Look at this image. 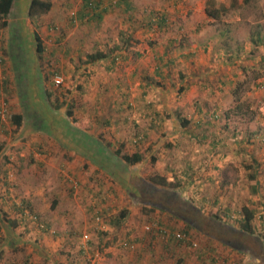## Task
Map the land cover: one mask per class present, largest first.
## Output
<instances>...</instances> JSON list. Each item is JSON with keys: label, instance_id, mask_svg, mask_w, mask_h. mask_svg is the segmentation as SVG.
I'll return each mask as SVG.
<instances>
[{"label": "rangeland", "instance_id": "1", "mask_svg": "<svg viewBox=\"0 0 264 264\" xmlns=\"http://www.w3.org/2000/svg\"><path fill=\"white\" fill-rule=\"evenodd\" d=\"M49 1L52 9L34 22L28 15L30 0H15L7 17L9 24L0 25V87L6 75L11 89L10 93L0 92V199L4 197L0 207L27 198L43 219H50L52 227L44 232L29 223L30 231L23 235L20 227L5 226L7 230L0 233V264H73L62 238L70 234L76 240L72 250L88 242L96 249V229L108 233L100 243L97 264H114L110 258L115 252L124 250L129 256V252L148 246L146 242L153 239L145 237V227L158 219L176 232L186 223L192 225L187 238L193 243L190 253L205 252L208 259L217 258L215 264H223L226 258V264L253 260L264 264V232H260L264 227L258 220L252 221L254 233L243 237L233 226L236 213L226 212L229 217L219 223L211 217V204L207 212L200 207L204 205L201 191L193 197L191 189H182L184 184L178 179L190 168V173L200 175L205 170L212 177L219 171L218 184L224 188L236 185L244 192L242 187L248 183L243 174L249 173L244 162L264 155V0H237L238 9H220L216 18L206 12L228 6L229 0H186L179 7L190 18L181 29L170 24L159 34L155 31L151 43H141L138 59L119 58L114 63L108 47L120 44L125 35L121 10L107 14L99 24L88 26L74 19L72 25L71 16L82 0ZM135 1L139 8L155 10H168L172 4L170 0ZM34 32L47 50H57L53 56L49 53V58L59 60L53 82L58 77L60 84L43 79L40 67L47 66L37 57ZM142 34L140 29L135 37L140 39ZM97 51L104 57L92 61L88 54ZM156 56L176 59L169 76L153 75ZM79 57L77 67L73 62L78 64ZM185 82L191 87L177 94ZM67 101L73 104L69 106L74 118L86 124L82 129L67 115ZM203 107L207 110H201ZM19 111L23 121L17 128L9 116ZM156 112L162 118L159 123ZM217 140L220 144L212 145ZM140 148L147 154L135 165H126L116 155L117 150ZM152 154L159 155L155 164ZM218 162H224L223 167ZM169 170L173 171L170 177L165 173ZM156 172L166 174L177 186L159 191L146 187L143 178ZM254 196L261 203L259 196ZM223 198L233 204L229 194ZM107 207L108 213L103 212ZM122 209L127 217L117 228L110 216ZM126 228L132 230L133 237L144 238L134 249L119 246ZM155 245H161L159 239ZM47 247L51 260H36L34 253ZM238 250L249 254L240 256ZM62 254L65 259L59 260L57 256Z\"/></svg>", "mask_w": 264, "mask_h": 264}, {"label": "trees", "instance_id": "2", "mask_svg": "<svg viewBox=\"0 0 264 264\" xmlns=\"http://www.w3.org/2000/svg\"><path fill=\"white\" fill-rule=\"evenodd\" d=\"M245 2H249V0H244ZM135 0H82V3L80 4V7L77 9L76 12H74L73 16H71V24L74 25V19L77 20V22L82 24H87L88 26H91L92 24H99L102 19L107 15L111 14L115 9H119L122 11L123 14V20L122 22L126 25L125 31H122L124 36H122L120 44H116L115 46H110V57L111 62L114 63L117 59L126 58L129 59L130 57H137V59L141 56V53L139 52L138 46L137 49L134 50V47L139 43H151V36L156 31V29H162L163 26H170V23H173V21H170L168 16L164 11H162V8H157L159 10L151 9L148 7L139 8L137 5L138 3ZM181 0H175V2H171L173 5H179ZM15 0H0V25L1 27H6L9 22L7 20V17L9 16L10 12L13 10ZM171 4V5H172ZM236 7L235 3L232 2L230 6ZM53 7V3L49 0H30L29 8H28V15L33 19L34 22H36L39 19V16L43 13L49 12ZM161 9V10H160ZM225 11L224 7L214 8L212 10L207 11V15L212 18H216L219 16V10ZM175 11H178V8L175 9ZM49 28L51 26H48ZM180 27H177V29ZM141 29L142 37L140 39H137L135 37V32ZM226 33V32H224ZM35 37V48H36V54L38 59L42 60V64H46V68L42 69L43 67H40L41 73L43 70V79L49 83V81L54 84L53 77L58 73V65L59 60L58 58L50 57L53 56L56 53V49L53 51L47 50L44 42L41 40L40 35L37 32H34ZM261 39V38H260ZM171 41H168V46L170 47ZM166 47L168 49L169 47ZM116 48V49H115ZM165 52V51H164ZM8 53V52H7ZM167 54V52H166ZM89 58L93 61L95 57L103 58L104 54L101 51H97L96 54H88ZM53 58V59H52ZM52 59V60H51ZM156 60V67L154 69V76L158 78H165L164 75L169 76L170 74V67L171 65H175L176 59L173 57H170L169 59H166L161 56L155 57ZM54 61V62H53ZM81 62V58L79 57V63L77 64L75 61L73 62L77 67ZM145 71V70H144ZM81 74H84L85 72H80ZM157 78H152L153 81H157ZM202 79V78H201ZM146 80L147 79H143ZM13 81V80H12ZM202 81V80H201ZM204 83V81H202ZM8 84L10 85V80L8 76L5 75V78L3 79V85L0 87V92L2 89L4 92H9L10 90L8 88ZM188 82H185L183 85H180L179 89L177 90L178 94H182L185 92V85H187ZM13 91H15L12 88ZM49 88L46 87V92L48 93ZM52 94V92H49ZM58 100V96L54 95V101ZM52 101V100H51ZM61 104L60 102H58ZM59 104H57L59 106ZM70 105H73L72 102H66V113L68 116L72 118L73 123L76 125V127H85V123L82 124L80 121H78L77 118H74V112ZM10 120L13 124L18 128L22 125L23 121V113L22 111L19 112H11L9 116ZM158 120H162V118H158ZM1 122V120H0ZM88 120L86 121V123ZM106 121H104L105 123ZM184 123V122H182ZM82 129V128H80ZM141 141V140H140ZM124 145V143H122ZM124 147V146H123ZM1 150V147H0ZM147 154V150L144 149H138L134 150L133 152H126L117 150L116 155L119 156L120 160L125 163L126 165H135L137 163H140L144 160V157ZM159 159V155L152 154L151 155V161L155 164L157 163V160ZM6 172H4V175L6 176ZM254 178L253 175L250 176V179ZM146 182V187H149L150 189L154 190L157 189L159 191L160 189H166L167 187L173 185L177 186V184H174L173 182L168 180V177L166 174H160V173H153L150 174L148 177L143 178ZM6 181V180H5ZM4 181V182H5ZM68 181V179H67ZM66 181V182H67ZM252 181V180H250ZM76 184H78L77 181H75ZM253 183V182H252ZM73 186L69 188V191H73ZM150 190V191H152ZM167 191V190H164ZM100 192V191H99ZM96 195H99L98 192H95ZM175 195H178L175 193ZM1 202H4V197H1ZM56 199L53 201V206L56 205ZM149 206L153 204V202H147ZM4 204V203H3ZM154 206V205H152ZM91 209L93 208V205L91 206ZM11 209V211H10ZM102 210V209H101ZM109 207L103 208V212L108 213ZM163 211V210H161ZM219 209L214 206L213 212H211V217L216 221H223L219 218V216H224V212L219 211ZM232 211V210H231ZM238 218L235 220V223L231 224L233 226L239 225L238 229L246 232V233H254V227L252 226V220L254 218L255 212L253 208L247 204H244L239 211L235 212ZM223 214V215H222ZM229 214V213H228ZM219 215V216H218ZM127 217V211L125 209H122L119 211L118 214H111L110 221L114 226L117 228H120L125 218ZM225 218L226 213H225ZM223 217V218H224ZM48 218V217H47ZM36 223H32L33 221ZM48 218L43 219L42 216L34 210L32 206V202L29 201L27 198H22L21 202L18 204L12 203L11 205H8L6 207H0V233L4 234V228L5 226L13 228V227H20L21 233L24 235L27 232L30 231V228L27 226L30 224H33L40 228V230L44 232H49L51 230L50 227H52L51 222ZM234 220V219H233ZM25 224V225H24ZM23 225V226H21ZM227 228H232L233 226ZM22 228V229H21ZM192 228V225L189 223H186V226L181 228L179 232H176V229L174 227L168 226V224L164 223L161 219H158L156 224H153L149 226L147 229H145V237L149 239H153L150 241H147L146 243L148 246H144L136 250L135 252H129V256H132L131 259H128L129 261L127 264H138V262L141 259H146L147 262L152 261L157 251L165 252L166 254H172L173 256H177V262H182L184 252L186 254L190 253V250L193 248V243H190V241L187 239L189 236V230ZM237 228V227H236ZM97 230V229H96ZM96 232V238L98 239L97 244L99 247H101L100 243L102 242L103 237L108 233L107 231H102L98 229ZM54 233V232H53ZM0 234V235H1ZM22 235V236H23ZM106 235V236H107ZM123 242L119 244V246L122 248L127 249H134L135 244L139 241L144 240V238L140 237H133L132 236V230L127 229L123 233ZM66 242L64 243V249L70 246H76V240L69 234L66 237ZM90 239H92L90 237ZM88 239V241H90ZM115 238H113L114 240ZM159 239L161 245L156 248V241ZM159 243V242H158ZM87 244V243H86ZM86 244H81L75 248L74 250H64L67 252V255L69 258V262H72L73 264H97L96 257L98 253H100V248L95 247L92 248V243L88 242L87 246L89 248H86ZM182 245L186 249H181ZM227 246V244H224ZM188 248H190L188 250ZM120 252H126L124 250H120ZM146 253V254H144ZM261 253V252H260ZM136 256V259L133 256ZM29 258V256H28ZM150 259V260H149ZM210 264H215L217 261V258L214 259H208ZM228 261V260H227ZM225 259L223 260V264L228 263ZM219 262V261H217ZM60 264V262H59ZM218 264V263H217Z\"/></svg>", "mask_w": 264, "mask_h": 264}, {"label": "crops", "instance_id": "3", "mask_svg": "<svg viewBox=\"0 0 264 264\" xmlns=\"http://www.w3.org/2000/svg\"><path fill=\"white\" fill-rule=\"evenodd\" d=\"M170 1L175 2V0H170ZM210 1H213V0H210ZM238 1H241V0H238ZM184 2H186V0H182L180 3L183 4ZM232 2L237 4V0H231V1L229 0L228 4L229 3L231 4ZM230 4L228 6H226V5L222 6V7H224V10H225L224 12L228 11L229 8H231L233 10L238 9L237 5H235L236 7H234V6L232 7V5L230 6ZM176 8H178V11H175ZM180 10H181V7H179V5L176 6L173 4L170 5L168 10L167 9L162 10L166 13L169 20L173 21V23H170V24H171V26H174L175 29L177 27H180L181 25H185L186 22L190 18L189 13L186 14L183 12L184 13V15H183L181 13L182 11H180ZM167 11H169V12H167ZM167 28H170V27L169 26H163L162 30H166ZM159 30L160 29H158V28L156 29L157 34L160 33ZM226 31H223V33ZM140 45L141 44L138 45L139 51H140V47H141ZM164 51H165V48H164ZM190 87H191V85L188 83L187 85H185L184 90L187 91ZM201 110H207V108L203 107V109H201ZM156 115L158 118L159 117L161 118V115H159L157 112H156ZM159 122H161V121L157 120V123H159ZM213 144H217V146H218L220 144V141L217 140L216 142H212V145ZM263 156L264 155H259L257 160L255 159L252 162H244L245 168L249 170L248 174L244 173L245 171L243 172L244 173L243 176L245 177V178L243 177L245 179L244 181H246L248 183L245 187H242L245 189L244 192H242V190L240 188L234 187L236 185L229 184V186H226L224 188V186H222V184H218V177H220L218 175L219 171H217V175H216L217 177L216 176L212 177L209 174H205L206 173L205 170L200 172V175H197L198 173L196 171H195V173H193V172L190 173L192 171V168H190L189 173L186 171H183L184 176L180 174L181 175L180 177H182V178L178 177V179H180L179 181H181V183L184 184V185H182V189L184 187H188L191 189V192L193 193V197H195V194H197L198 190L201 191V194L199 197L201 198V204L204 203V205H200V207L202 208L203 211L207 212L206 208L211 204V206H210L211 208L212 207L214 208V206H216L219 209V211L222 210L224 212V216H225L226 212L227 213H229V212L235 213V212L239 211L240 208L244 204H247V205L251 206L255 212V215H254V218L252 221H255V219L258 220L259 225H261V227H264V160H262ZM249 159H251V158H249ZM261 160H262V162H261ZM223 163L224 162H218L216 164L219 165V167H223V165H222ZM251 164H252V166H251ZM169 167H171V166H169ZM207 168H208V166H207ZM172 172H173L172 170L165 171V173H167V175L169 177H170V175H172ZM251 175H253L254 178L250 179ZM250 180H252V181H250ZM227 194H229V197H233V200H232L233 204H230L229 201L226 203V201L223 197L226 196ZM238 194H242L243 196L241 195L238 198H235V196H237ZM254 195L259 196L261 203H259V202L257 203V197H255ZM190 197L193 199L192 196H190ZM224 209H225V211H224ZM259 209H261V210H259ZM219 211H218V213H219ZM212 212H213V210H212ZM257 213H262V214L257 215ZM224 216H219V218L224 220V218H225ZM226 216L229 217L228 215H226ZM237 218H238V216L235 214L234 218H232V219L236 220ZM219 223H223V222L219 221ZM224 225L230 227V225H228V224H224ZM236 226H237V230L239 231V233L244 235L243 237H245L246 235L250 236V234L239 230L238 229L239 225H236ZM252 226H253V223H252ZM254 229H255V227H254ZM5 230H7L6 227H5ZM260 232H264V231L260 230ZM7 234H9V232H5L6 236H7ZM66 239L67 238H62V240H61V244L63 246H64V243L66 242ZM68 245L69 246L65 248L66 250H69L70 244H68ZM50 251L51 250L47 247L46 250L44 249V252L38 253L39 255L37 253H34L35 256H38V257H35V259L37 260V258H38V259H42L44 261L45 258H48L51 260V258H52L51 254L52 253ZM238 251L239 252H237V253H239L240 256L242 253L245 256H247V254H249V253H247L248 251H242V250H241L242 252L240 250H238ZM260 252L262 253L263 249L260 250ZM144 254H146V253H144ZM183 256L184 257H183L182 262H177L176 261L177 256H173L170 253L166 254L165 252L157 251V253L155 254L152 261L147 262L146 259H141L138 262V264H210V262L208 261V258H207L208 256L205 252H196L193 254L192 253L187 254V252L185 254V252H184ZM57 257L59 258V260H60V257H62V258L64 257V259H65V254H62L61 256H57ZM133 257L136 259L135 255ZM131 258H132V256H128L125 252H118V253L115 252L114 256H112L110 258V260H112L111 262L114 264H127V262L129 261L128 259H131ZM244 259H242V261ZM227 260H229V258H226V261ZM249 260L252 261L253 259H249ZM244 263H242V264H244ZM251 263L263 264V263L259 262L258 260H253V262H251ZM251 263L246 262V264H251ZM49 264H57V263L50 261ZM234 264H238V263L235 262Z\"/></svg>", "mask_w": 264, "mask_h": 264}, {"label": "built area", "instance_id": "4", "mask_svg": "<svg viewBox=\"0 0 264 264\" xmlns=\"http://www.w3.org/2000/svg\"><path fill=\"white\" fill-rule=\"evenodd\" d=\"M61 80H62V79H61V78H58V77H55V78H54V82H55V84H60ZM0 116H3V112H1V111H0ZM1 119H2V118H1ZM98 218H99V217H98ZM145 228L147 229L148 226H146Z\"/></svg>", "mask_w": 264, "mask_h": 264}]
</instances>
